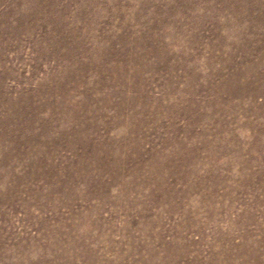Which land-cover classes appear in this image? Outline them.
Wrapping results in <instances>:
<instances>
[{
	"label": "rangeland",
	"instance_id": "374dc122",
	"mask_svg": "<svg viewBox=\"0 0 264 264\" xmlns=\"http://www.w3.org/2000/svg\"><path fill=\"white\" fill-rule=\"evenodd\" d=\"M0 264H264V0H0Z\"/></svg>",
	"mask_w": 264,
	"mask_h": 264
}]
</instances>
